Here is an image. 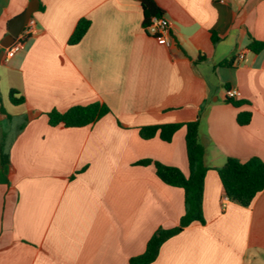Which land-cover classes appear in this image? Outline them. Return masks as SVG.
I'll return each instance as SVG.
<instances>
[{
  "label": "crops",
  "instance_id": "crops-1",
  "mask_svg": "<svg viewBox=\"0 0 264 264\" xmlns=\"http://www.w3.org/2000/svg\"><path fill=\"white\" fill-rule=\"evenodd\" d=\"M143 1L0 0V264L142 255L158 229L179 225L185 193L139 162L188 176L190 122L209 167L205 222L167 240L151 264H264V191L248 207L231 202L218 173L228 158L264 161V50H251L264 43V0H154L171 47L146 32ZM30 5L35 31L6 60L11 22ZM81 20L90 28L72 45ZM11 90L25 102L14 105ZM229 90L241 97L229 101ZM93 103L110 113L85 127L49 124L53 110ZM168 124L183 125L171 142L141 137Z\"/></svg>",
  "mask_w": 264,
  "mask_h": 264
},
{
  "label": "trees",
  "instance_id": "trees-1",
  "mask_svg": "<svg viewBox=\"0 0 264 264\" xmlns=\"http://www.w3.org/2000/svg\"><path fill=\"white\" fill-rule=\"evenodd\" d=\"M145 12L144 27L154 16H163V11L154 0H144ZM90 21L81 20L71 38L70 44H78L90 28ZM251 50L260 52L264 50V43L253 41ZM10 100L14 105L23 104L24 97H18V91H10ZM229 101H232L229 99ZM110 113L108 106L93 103L87 106L76 105L64 113L53 110L48 113L51 126L63 125L69 128H79L91 125ZM240 125H248L251 121L250 113H241L237 117ZM181 124H168L162 126L143 127L140 130L143 139H151L159 134L163 141L171 142L175 132ZM187 127L186 149L190 174L185 175L181 169L169 166L156 160H143L140 165L153 166L158 178L165 184L182 188L185 193V214L180 219L177 227L171 229L160 228L148 241L146 251L130 259L129 264H151L159 256L162 245L182 232L186 227L195 222L204 223L203 200L205 178L209 167L205 163V150L200 143V129L197 122H190ZM9 162V155H2V164ZM225 194L231 202L242 206H250L255 198L264 191V161L252 158L242 162L236 158H228L225 165L218 170Z\"/></svg>",
  "mask_w": 264,
  "mask_h": 264
},
{
  "label": "built area",
  "instance_id": "built-area-1",
  "mask_svg": "<svg viewBox=\"0 0 264 264\" xmlns=\"http://www.w3.org/2000/svg\"><path fill=\"white\" fill-rule=\"evenodd\" d=\"M222 3H226V0H221ZM146 32L156 38V40L167 47H171L174 44V38L172 36V25L163 16H154L150 19L148 24L144 27ZM35 31V22L34 20H30L25 26L22 33L17 38L16 42H14L8 49L5 55V59L9 60L12 58L17 52H19L24 45V41L29 38ZM240 59L244 58V54L239 56ZM227 97L230 100H235L241 97V92L238 90H229L227 92Z\"/></svg>",
  "mask_w": 264,
  "mask_h": 264
},
{
  "label": "water",
  "instance_id": "water-1",
  "mask_svg": "<svg viewBox=\"0 0 264 264\" xmlns=\"http://www.w3.org/2000/svg\"><path fill=\"white\" fill-rule=\"evenodd\" d=\"M37 11V8L33 5H30L24 13H22L20 16L16 17L11 22V29L9 30V37H8V43L12 45L15 40L19 37L21 32L24 30L27 23L32 19L33 14ZM7 45L4 46V48L8 47ZM4 51L0 50V58L3 56Z\"/></svg>",
  "mask_w": 264,
  "mask_h": 264
}]
</instances>
